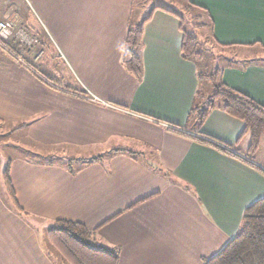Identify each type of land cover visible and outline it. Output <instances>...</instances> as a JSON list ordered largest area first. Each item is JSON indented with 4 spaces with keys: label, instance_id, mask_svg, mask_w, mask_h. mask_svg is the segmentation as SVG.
<instances>
[{
    "label": "crops",
    "instance_id": "1",
    "mask_svg": "<svg viewBox=\"0 0 264 264\" xmlns=\"http://www.w3.org/2000/svg\"><path fill=\"white\" fill-rule=\"evenodd\" d=\"M185 2L206 11L215 42L264 46V0ZM24 3L35 10L30 29L44 54H0V264H63L46 240L58 220L93 230L91 242L115 248L118 264H204L219 253L264 197V157L261 145L248 153L244 122L221 108L196 127L190 112L210 86L182 54L181 10L157 5L142 16L140 0ZM139 23L137 78L123 58ZM57 60L67 65L64 82ZM247 60L224 65L221 77L264 105V63ZM7 165L26 214L11 205Z\"/></svg>",
    "mask_w": 264,
    "mask_h": 264
},
{
    "label": "trees",
    "instance_id": "2",
    "mask_svg": "<svg viewBox=\"0 0 264 264\" xmlns=\"http://www.w3.org/2000/svg\"><path fill=\"white\" fill-rule=\"evenodd\" d=\"M199 10L203 17L208 18L206 11L198 5L188 3L187 9L191 12L194 9ZM184 9V8H183ZM186 9V8H185ZM200 22L201 16L194 17ZM190 18L182 16V21L186 24H192ZM204 21V20H203ZM208 25L201 22L199 27ZM210 25V37L212 41L222 48H233L234 46L219 44L215 42V35ZM192 29L183 28L184 36L182 42V54L184 57L195 61L199 68V77L207 78L212 84V93L203 95L198 91L194 107L190 115H196L199 124L202 123L209 110L221 108L230 115L242 120L245 124L244 132L250 136V146L248 153L253 155L258 151L264 136V105L253 99L248 94L228 86L221 77L224 65H230L241 57H232L226 59L223 65L219 64L217 69H212V73L203 70L200 67L199 58L203 54L200 45L202 42L196 26ZM143 41V23L132 25L126 36V52L123 58V64L126 70L135 77H140L142 73L140 49ZM11 42H0V54L10 60L19 57L16 53L18 44ZM20 45V44H19ZM11 47L15 52L11 51ZM253 47V46H252ZM264 51V46H259ZM263 55L252 57L249 60L252 63H264ZM35 65V64H34ZM191 118V116H190ZM110 154L128 153L135 154L129 148H113ZM104 155L86 158L85 163L101 160ZM72 161L69 165L72 166ZM11 205L18 213L26 214L20 205L16 192L10 178V166L7 165L2 173ZM94 231L87 228L84 224L75 221L58 220L46 234V239L51 246L56 247L61 253L62 260L67 264H118V252L115 248H106L98 246L91 242ZM52 251V250H51ZM204 264H264V197L258 199L245 210L242 222L235 236L225 245V247L216 255L206 258Z\"/></svg>",
    "mask_w": 264,
    "mask_h": 264
},
{
    "label": "rangeland",
    "instance_id": "3",
    "mask_svg": "<svg viewBox=\"0 0 264 264\" xmlns=\"http://www.w3.org/2000/svg\"><path fill=\"white\" fill-rule=\"evenodd\" d=\"M140 1L144 2L142 9L140 11H138V13L142 16L147 15L151 11V9L157 5H161V6L173 9L175 11L181 10V14H183L186 19H187V17H189L190 21L196 16H201L200 22L198 21V19L195 20V18L192 21V24L191 23L188 24V21H186V24H185L186 27L185 28L186 29H192V28H194L193 24H194V26H196L195 29L198 30V33L200 35L202 42L205 43L204 46L200 45V50L202 51L203 57L199 58L198 61H199L200 67L209 73H212L211 72L212 69H217V66L219 64L223 65V62L226 61V59H228V58H232V57L243 58L244 57V58L250 59V58L256 57L258 55H263L262 52H264V51L262 49H260L259 46H253L252 48H249V49H245V48L242 49L239 47L222 48V47L217 46L212 41V39L210 37V30H209L210 20H209V18L203 17L202 13H199V10L194 9V8H193L194 11H191V12L187 9V6H186V9L182 10V8H184V6L186 4L185 0H146V1L140 0ZM3 4H4L3 8H2V13L4 15V16L2 15L3 17L7 16L8 18H6V19L12 21L16 28L25 27L28 29V31L30 32V34L32 36H37L34 32L31 31V29H30L31 25L29 24V22L36 23L35 10H34V8H32V6H28L27 3H24V0H4ZM22 19H23V21H22ZM201 22L206 23L208 25L199 27ZM15 42H17V41H15ZM18 43L19 42L14 43L13 45H16ZM9 48L11 49L9 52H11V51L15 52L11 47H9ZM37 49H38L37 52L39 51V49L44 50V48L42 46V42H40L37 45ZM37 52L36 53H35V51L28 52L27 49L25 48V46L19 45V44H18V48L16 49V53L19 56H21V55L26 56V55H28L27 53H29L31 56H34V54L36 55ZM42 56L43 55H41V57ZM55 66L57 68L56 69V71H57L56 79L58 81H61V82L66 81L65 76L62 73L67 70V67H66L67 65H65V63L63 61L57 60ZM34 69L38 70L39 65L35 64ZM202 84H203V86L204 85L210 86L209 87L210 89L207 91V93L211 94L213 91L211 81L207 78H204ZM204 92L206 93V91H204ZM74 152L75 151H73V152L68 151L65 156L71 157L72 155H74ZM77 153H80L79 155H85V154H87V151L86 152L81 151V152H77ZM97 153H98L97 151H92L89 154L96 155ZM259 153H260V158L264 157V136L262 137L261 148L259 150ZM65 156H62L60 158H55V159L58 162H66L67 163V161L69 159H67ZM74 166H77V164H74ZM0 180L2 181V179H0ZM46 240L48 241V239H46ZM52 249H53L54 253L59 257V259H61L63 264H67L62 260V256H61V253L59 252V250L54 246H52Z\"/></svg>",
    "mask_w": 264,
    "mask_h": 264
},
{
    "label": "built area",
    "instance_id": "4",
    "mask_svg": "<svg viewBox=\"0 0 264 264\" xmlns=\"http://www.w3.org/2000/svg\"><path fill=\"white\" fill-rule=\"evenodd\" d=\"M2 1L0 0V4ZM13 40L25 46L28 52L35 51V53L38 50L37 45L41 42L37 36H32L27 28H16L12 21L0 17V42H11ZM43 53L44 50L39 49L37 54H34V60L37 61ZM21 56H19L20 60Z\"/></svg>",
    "mask_w": 264,
    "mask_h": 264
}]
</instances>
